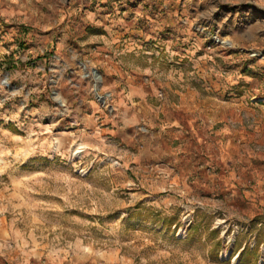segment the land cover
Returning <instances> with one entry per match:
<instances>
[{"label":"rangeland","instance_id":"374dc122","mask_svg":"<svg viewBox=\"0 0 264 264\" xmlns=\"http://www.w3.org/2000/svg\"><path fill=\"white\" fill-rule=\"evenodd\" d=\"M261 171L264 0H0V264H262Z\"/></svg>","mask_w":264,"mask_h":264},{"label":"crops","instance_id":"0c3cea01","mask_svg":"<svg viewBox=\"0 0 264 264\" xmlns=\"http://www.w3.org/2000/svg\"><path fill=\"white\" fill-rule=\"evenodd\" d=\"M14 4L15 6L17 5L16 2L11 3ZM143 85L141 84V87ZM144 93V92H143ZM146 94V92L144 93V95ZM134 92L129 91L127 94V98H132L134 96ZM141 96V95H140ZM117 98L119 97L118 95H116L114 92L111 93V98ZM142 97V96H141ZM232 113V112H231ZM234 115H236V117L234 118L235 120H238L240 113H235ZM233 119V118H230ZM233 119V120H234ZM241 122V121H240ZM263 126V124H262ZM227 137H228V144L230 145L232 151H230L229 153L225 154V155H221V157L218 160V163L221 164V168H220V172H226V170H229V184H232L234 186H236L237 184H240V181H246L244 179L241 178L242 172L241 169L244 171H247L248 173H253L252 170L249 171L248 167L245 165V161H242L243 159H247V156L245 154H243L242 156H240V158H237V154L241 152V146H242V142L243 144H245L248 140L246 137L249 136V134L247 133V131L244 129V126H242L241 124H239L236 127H234L231 124L227 125ZM206 153H209V160L208 161H197L196 162V169L199 175L202 178H205L206 176L209 177V174L204 173V175L201 174V172L205 171V164L207 162H209L210 160L213 161L214 159H216V155L215 153H210L209 151H207ZM227 162H229L230 164H227ZM243 164V165H242ZM248 169V170H247ZM256 174H258L256 172ZM258 183L255 186L257 188V193H256V199L255 201H260L262 202V204H264V171H261V174H258ZM253 176V174H252ZM251 176V177H252ZM246 177V176H245ZM225 178V176H224ZM200 181V179L198 180ZM250 196V195H248Z\"/></svg>","mask_w":264,"mask_h":264},{"label":"trees","instance_id":"16d2710c","mask_svg":"<svg viewBox=\"0 0 264 264\" xmlns=\"http://www.w3.org/2000/svg\"><path fill=\"white\" fill-rule=\"evenodd\" d=\"M258 243L256 244V246L253 247H249V246H244L242 248V250L239 253L240 259L245 255V254H251V253H255L256 249H257ZM262 264H264V251H263V262Z\"/></svg>","mask_w":264,"mask_h":264},{"label":"water","instance_id":"95a60500","mask_svg":"<svg viewBox=\"0 0 264 264\" xmlns=\"http://www.w3.org/2000/svg\"><path fill=\"white\" fill-rule=\"evenodd\" d=\"M93 72H95V73H96V70H95V69H93Z\"/></svg>","mask_w":264,"mask_h":264}]
</instances>
